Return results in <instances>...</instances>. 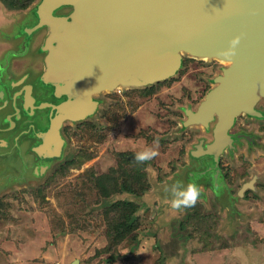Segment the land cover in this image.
<instances>
[{
	"label": "rangeland",
	"instance_id": "1",
	"mask_svg": "<svg viewBox=\"0 0 264 264\" xmlns=\"http://www.w3.org/2000/svg\"><path fill=\"white\" fill-rule=\"evenodd\" d=\"M41 1L20 9L0 0V40L23 49L12 37L20 24L39 20ZM46 31L29 39L31 49ZM182 59L177 73L163 81L102 92V106L88 116L94 127L101 113V129H82V137L74 131L76 139H65L57 155L34 148L33 155L29 142H21L23 149L0 143V178L11 171L21 175L29 166L21 186L0 188V264H264V94L256 104L263 119L240 115L236 128L243 129L228 130L242 134L236 148L232 143L217 156L209 148L213 129H198L200 124L189 122L187 115L199 108L228 63L188 53ZM154 139L159 143L154 145ZM147 147L158 152L153 160L144 165L126 161ZM200 154L213 156L212 169L199 173L190 167L191 176L187 164ZM112 172L119 182L112 199H130L139 219L118 243L111 222L120 214L106 213L104 194L97 197L88 182L91 175L103 178ZM249 181L244 196L240 190ZM188 183H196L205 196L201 193L194 207L173 211L166 189Z\"/></svg>",
	"mask_w": 264,
	"mask_h": 264
},
{
	"label": "water",
	"instance_id": "2",
	"mask_svg": "<svg viewBox=\"0 0 264 264\" xmlns=\"http://www.w3.org/2000/svg\"><path fill=\"white\" fill-rule=\"evenodd\" d=\"M36 15L39 20L33 25H19L17 32L28 38L18 56L28 52L30 38L33 40L43 28L48 30L43 36L47 67L38 82L42 90L31 81L34 76L12 71L9 76L13 78L7 76L17 54L0 40L6 45L0 43L3 146L14 145L15 138L8 140L10 133L24 138L28 121L44 123L46 119L36 110L51 109L50 123H44V130L36 129L47 136L46 145L39 148L46 151L50 139L59 136L62 124L82 121L101 106L102 92L163 81L177 73L183 53L228 63L215 78V88L195 112L189 113L193 122L205 126L216 120L215 140L209 146L215 155L228 145L232 147L227 128L237 116L263 117L255 105L259 93L264 94V0H42ZM236 37H240L236 55L221 56ZM21 87L22 92L16 95L25 94L24 111L31 110L28 114L21 113L12 101L13 91ZM44 87H51V92L39 98ZM18 126L21 129H13ZM28 169L26 165L21 175L12 171L2 174L0 188L10 183L21 186ZM78 263L75 260L71 264Z\"/></svg>",
	"mask_w": 264,
	"mask_h": 264
},
{
	"label": "flooded vegetation",
	"instance_id": "3",
	"mask_svg": "<svg viewBox=\"0 0 264 264\" xmlns=\"http://www.w3.org/2000/svg\"><path fill=\"white\" fill-rule=\"evenodd\" d=\"M16 32V31H15ZM14 32V33H15ZM12 35V34H11ZM14 40H16V41H14V42H16V44H17V40L18 41H20V46H21V48H23L24 46H25V44L27 43L26 42V40H27V38H28V35H26V34H24L23 32H21V34L19 33V32H16L14 35H13V37H12ZM13 47V46H12ZM21 50H23V49H19V51L18 50H15L14 51V53H16L17 55L15 56V57H18V53L21 51ZM26 54V53H25ZM6 55V54H5ZM4 55V56H5ZM7 55H9L10 56V52H8L7 53ZM14 57V58H15ZM8 66V64L6 65V67ZM7 75H10V74H7ZM217 85V84H216ZM215 85V86H216ZM215 86H211V87H209V89L207 90V93L210 91V90H212L213 88H215ZM23 87H21V88H19L18 90H16V91H13V98L15 97V99L14 100H12L13 101V104L14 103H16V105H18L19 107H20V112L21 113H23V112H25L26 114H28L29 112H31V110L28 108V111H24V110H26L25 108H24V106H25V101L27 100L26 99V96H25V94H23V95H16V94H18V93H21L22 92V89ZM48 91V92H47ZM47 92V93H46ZM50 92H51V87H48V88H46V87H44V89H43V91H42V93H41V96H46V95H48V94H50ZM207 93H206V95H207ZM38 95H39V93H37ZM206 95H205V97H206ZM40 96V97H41ZM204 97V98H205ZM42 98V97H41ZM204 101V100H203ZM202 101V102H203ZM201 102V103H202ZM99 104H100V102H99ZM101 105V104H100ZM102 106V105H101ZM255 109L257 110V111H261L256 105H255ZM46 109H41V110H36L37 112H38V114H40V115H43V117L46 119L45 121H44V123H45V125H46V123L48 122V123H50L49 122V119H50V116H51V113H50V110L51 109H48L49 111L48 112H46L45 111ZM196 110H194V112H195ZM46 112V113H45ZM192 112V110L191 111H189L188 112V115H187V119H188V121L189 122H191V123H193V124H195L196 122H193L192 120H191V116H189V113H191ZM240 115H248V114H240ZM239 115V116H240ZM239 116H237L235 119H234V122H233V125L230 127V128H227V129H235L236 128V124H238V118H239ZM101 118H102V114L100 113V116H98L97 117V122L94 124L95 126L93 127L92 126V121L91 120H89V118L88 117H86L84 120H82V121H77V122H73V121H67V122H65L64 124H62V126H61V130H60V133H59V136L58 137H56V138H54L53 140L52 139H50V141L48 142V144H47V150L45 151V153L46 154H48V155H50L49 153H56L57 151H56V147H57V145H59V151H64V147H65V145H66V140L65 139H67L69 142H73L75 139H76V137L75 136H73L72 134H75L74 133V131L75 132H79L80 133V137H82V135H83V130L82 129H94V131H95V133H97V131H98V129H101V122H102V120H101ZM257 118H259V119H263L262 117H257ZM42 122V121H41ZM211 122H214L212 125L210 124ZM200 125H197L196 127L198 128V129H217V127L218 126H216V120L214 119V120H210L209 121V124L207 125V126H205L204 124H202V123H199ZM89 125V126H88ZM211 125V126H210ZM183 128H185V127H183ZM190 128H193V127H190ZM189 128V129H190ZM196 128V129H197ZM8 129H10L9 127H8ZM13 129H21L19 126L18 127H15V128H13ZM36 129H42V130H44L45 128H44V124H43V122L42 123H35V122H27L26 124H25V133H26V136L24 137V138H20L19 136H16V135H13V134H9L8 135V140H11V138H15V142H14V145H18L19 147L21 146V142H29V146H27V147H29V150L33 153V155H34V152L32 151V149L34 148V150L36 149V151H37V153H39V152H41L40 151V147L42 148V147H44L45 145H46V143H47V136H46V134H42V131L41 132H39V130L37 131ZM72 129H73V131H72ZM236 129H243V128H241V125H239ZM213 131V130H212ZM228 133L230 134V136H231V138L233 139V145H235V148H236V144H238V142H236V137H239V135H242L240 132H230V131H228ZM20 138V139H19ZM212 138H213V141L215 140V137H214V131H213V133H212ZM252 138V137H251ZM254 140H255V137L253 138ZM212 141V142H213ZM253 141L251 140L250 141V143H252ZM255 142H253L252 144H254ZM26 144V143H25ZM24 144V145H25ZM207 144H209V143H207V142H205L203 145H204V148H206V146H207ZM24 145H22L21 147H23ZM232 145V146H233ZM228 149H230V145H228L227 146V148H225V150H228ZM204 150H206V149H204ZM224 150V151H225ZM47 155V156H48ZM57 155V154H56ZM133 156L134 155H129V156H126L125 158L127 159V162H129V161H133ZM197 158V162L196 161H194V164L193 165H190V164H187L188 165V167H189V169H188V174H191V176L194 174V171L192 172V170H194L193 168L194 167H196L197 168V171L199 172V173H202V171H203V173L204 172H208L209 170H211L212 168H211V166L209 165L211 162H213V156H211V155H208V154H200L198 157H196ZM199 159H200V162L198 163V161H199ZM34 161V159L32 158V162ZM219 165H220V168L223 170L225 167H224V165L221 163V158H220V162H219ZM190 167L192 168V170L190 169ZM187 174V175H188ZM188 176H190V175H188ZM204 176V175H203ZM203 181H207V180H203ZM251 181H249V182H247V184H249L248 186H247V188L246 189H244V196H246V195H249V192L247 193V191L251 188V186H252V184L250 183ZM242 188H243V186H242ZM201 193H202V191H201ZM252 194V193H251ZM202 195L203 196H205L203 193H202Z\"/></svg>",
	"mask_w": 264,
	"mask_h": 264
},
{
	"label": "trees",
	"instance_id": "4",
	"mask_svg": "<svg viewBox=\"0 0 264 264\" xmlns=\"http://www.w3.org/2000/svg\"><path fill=\"white\" fill-rule=\"evenodd\" d=\"M6 3H8L13 8H25L29 4H31L34 0H4ZM151 92V90H150ZM127 161V160H126ZM131 163V161H129ZM120 178L123 180V185H125L126 190H130V186H127L125 184L126 178L123 177V174L120 173ZM101 179V180H100ZM108 184V186L112 187L111 189H106V184L104 181ZM90 188L95 190L97 197H101L102 194H104L101 198V205L103 206L106 213L110 212H116L120 215H117V218L112 220L111 226H112V232L115 238L113 241L118 243L120 240L124 239L126 235H129L133 231V226L138 224L139 219L135 215L134 208L135 205L132 203L130 199H118L114 201L111 197V194L118 189V183L115 181V176H113V172L111 174H107V177L99 178L95 177L94 175H91L88 179ZM45 189V186L43 187ZM115 189V190H114ZM119 190V189H118ZM100 199V198H99ZM86 201V199H83ZM4 203L0 201V215H2ZM114 242V243H115Z\"/></svg>",
	"mask_w": 264,
	"mask_h": 264
},
{
	"label": "clouds",
	"instance_id": "5",
	"mask_svg": "<svg viewBox=\"0 0 264 264\" xmlns=\"http://www.w3.org/2000/svg\"><path fill=\"white\" fill-rule=\"evenodd\" d=\"M240 42V37H236L230 41L229 48L221 53V56L232 58L236 55L235 49ZM157 139L153 140V144H158ZM158 152L153 147H147L137 151L133 156V161L137 165H144L153 160ZM170 199L168 204L173 211L180 212L184 209L194 207L200 196L201 189L196 183H188L187 185L173 184L168 189Z\"/></svg>",
	"mask_w": 264,
	"mask_h": 264
},
{
	"label": "crops",
	"instance_id": "6",
	"mask_svg": "<svg viewBox=\"0 0 264 264\" xmlns=\"http://www.w3.org/2000/svg\"><path fill=\"white\" fill-rule=\"evenodd\" d=\"M39 40L40 38L34 41V45L32 49L30 48L31 44L28 46V52L26 54L23 53V55H19L18 57H15V61H12L10 64L9 74H12L11 73L12 71L16 75L22 74V76L25 75L34 76L31 79V81L34 82L36 85H38L37 86L38 90H42L41 88L42 83H38V82L40 79H42L41 77L43 76L47 67L45 58L47 56L48 51H46V49H43L44 46H46L47 44L46 41L43 38L40 41ZM7 76L9 78H13L9 75ZM41 97L44 98L45 96H41ZM41 97L39 96V98Z\"/></svg>",
	"mask_w": 264,
	"mask_h": 264
},
{
	"label": "bare ground",
	"instance_id": "7",
	"mask_svg": "<svg viewBox=\"0 0 264 264\" xmlns=\"http://www.w3.org/2000/svg\"><path fill=\"white\" fill-rule=\"evenodd\" d=\"M204 59H206V58H204ZM224 63V62H223Z\"/></svg>",
	"mask_w": 264,
	"mask_h": 264
}]
</instances>
